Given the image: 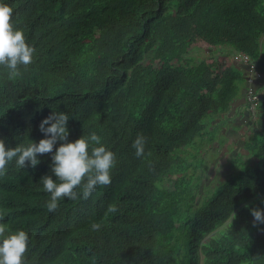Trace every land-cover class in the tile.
Here are the masks:
<instances>
[{
  "label": "trees",
  "instance_id": "16d2710c",
  "mask_svg": "<svg viewBox=\"0 0 264 264\" xmlns=\"http://www.w3.org/2000/svg\"><path fill=\"white\" fill-rule=\"evenodd\" d=\"M6 2L36 54L20 76L0 67V138L38 142L41 120L66 111L70 140L95 130L116 153L110 184L87 198L81 188L51 212L40 180L51 154L35 168L10 162L0 210L5 235L29 233L26 264H264V223L251 211L264 209V95L263 137L246 143L255 164L243 160L201 197L206 160L196 162L221 117L246 99L249 67L234 55L264 75V0ZM201 46L230 52L187 58Z\"/></svg>",
  "mask_w": 264,
  "mask_h": 264
},
{
  "label": "clouds",
  "instance_id": "9594fccd",
  "mask_svg": "<svg viewBox=\"0 0 264 264\" xmlns=\"http://www.w3.org/2000/svg\"><path fill=\"white\" fill-rule=\"evenodd\" d=\"M35 54V45L28 42L24 29L17 27L13 6L0 0V67L8 70L9 77L20 76L22 66L30 65ZM70 118L66 111L53 110L40 122V130L45 135L38 142L30 140L26 145L10 147L0 138V177L7 175L10 162L15 161L23 169L29 165L35 168L41 163L42 154H51L50 171L40 178L44 190L50 194L46 201L50 212L65 198L79 199L81 188L83 198H87L97 185L110 184L111 170L116 163V153L102 143V136L95 130L70 140ZM146 141L142 133L133 141L137 156L144 155ZM251 211L254 222L264 223V209ZM92 227L99 229L101 225L93 222ZM7 231L8 225L0 210V264H26L29 233L18 229L5 235Z\"/></svg>",
  "mask_w": 264,
  "mask_h": 264
},
{
  "label": "rangeland",
  "instance_id": "374dc122",
  "mask_svg": "<svg viewBox=\"0 0 264 264\" xmlns=\"http://www.w3.org/2000/svg\"><path fill=\"white\" fill-rule=\"evenodd\" d=\"M230 52V49L225 46H219L215 50L214 48H208V46L194 47L190 55H187V58L192 57L196 63L201 60L208 59L210 57L219 58L220 55H226ZM231 56V55H230ZM228 55V57H230ZM246 82V81H245ZM243 83H240L242 85ZM264 84V80H263ZM243 86V85H242ZM239 102V104H242ZM242 107V106H241ZM244 110L240 108L237 111V114L234 112L233 108L228 114L232 116L241 115ZM262 109L258 105L256 113L252 114L246 118L240 125H236L235 122H230L231 118H228L227 115H223L221 118L225 119V128L227 133H221L220 127H217L216 134L214 135L216 141L212 143H204L203 149L198 154V159L196 162L200 165L202 158L206 160L205 163V173H204V183L201 188V197L211 196L214 190V187L219 182H224L227 180L229 174L236 172L235 166L243 163V160L247 163L252 160V163H256V158H254L249 150L246 149V143L253 139V136L256 131H262L260 115ZM221 122V120H218ZM232 121H235L232 118ZM242 128V129H241ZM215 133V132H214ZM232 133V134H231ZM227 134V135H226ZM229 136V137H226ZM213 137V136H212ZM259 139H262L263 136L257 134ZM193 153H196V150H192ZM195 162V163H196ZM193 171V169H191ZM198 174H201L199 169ZM201 200V199H199Z\"/></svg>",
  "mask_w": 264,
  "mask_h": 264
},
{
  "label": "built area",
  "instance_id": "2783aa9c",
  "mask_svg": "<svg viewBox=\"0 0 264 264\" xmlns=\"http://www.w3.org/2000/svg\"><path fill=\"white\" fill-rule=\"evenodd\" d=\"M234 60L242 65H246L249 67L248 70L249 72L247 75L246 103L249 112L255 114L256 109L261 100L260 94L258 93V89H256L255 86H256V82L260 79H263L264 75L256 71V67L254 63L251 61L249 56L235 54Z\"/></svg>",
  "mask_w": 264,
  "mask_h": 264
},
{
  "label": "flooded vegetation",
  "instance_id": "af4514ba",
  "mask_svg": "<svg viewBox=\"0 0 264 264\" xmlns=\"http://www.w3.org/2000/svg\"><path fill=\"white\" fill-rule=\"evenodd\" d=\"M247 101H246V99H245V103H243L241 106H242V108H243V110H244V112L243 113H241V115H236V116H232L231 114H230V116H228V118H231V120H230V122L232 123V122H235V124L236 125H240L244 120H246V118L247 117H249L251 114H250V112H249V110H248V108H247V103H246ZM235 106V105H234ZM234 108V107H233ZM232 118H234L235 119V121H232ZM223 120V119H222ZM224 122H225V119L223 120V122H221L222 123V127H221V133H227L226 132V130H228V132H230L229 131V129H227V128H225L224 126H225V124H224ZM242 129V128H241ZM232 134V133H231ZM227 135V134H226ZM226 137H229V136H226Z\"/></svg>",
  "mask_w": 264,
  "mask_h": 264
},
{
  "label": "crops",
  "instance_id": "0c3cea01",
  "mask_svg": "<svg viewBox=\"0 0 264 264\" xmlns=\"http://www.w3.org/2000/svg\"><path fill=\"white\" fill-rule=\"evenodd\" d=\"M244 68L245 69H247L248 67L247 66H244ZM256 89H258V93L261 95V96H263L264 95V84H263V82H261V81H258L257 83H256ZM246 89H247V87H245L244 88V90H243V93H244V96L246 95ZM243 101V103H245V99L243 98V99H240L239 101H237L236 103H235V106H234V108H233V110H234V112L237 114V111L240 109V108H242L241 107V105L243 104H239V102H242ZM232 114H234V113H232ZM231 114V115H232ZM234 116V115H233Z\"/></svg>",
  "mask_w": 264,
  "mask_h": 264
}]
</instances>
